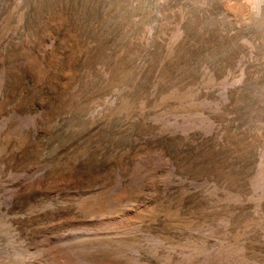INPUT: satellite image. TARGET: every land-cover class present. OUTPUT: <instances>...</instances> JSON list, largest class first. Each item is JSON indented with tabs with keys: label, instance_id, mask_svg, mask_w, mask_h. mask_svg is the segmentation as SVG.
I'll list each match as a JSON object with an SVG mask.
<instances>
[{
	"label": "rangeland",
	"instance_id": "374dc122",
	"mask_svg": "<svg viewBox=\"0 0 264 264\" xmlns=\"http://www.w3.org/2000/svg\"><path fill=\"white\" fill-rule=\"evenodd\" d=\"M0 256L264 264V0H0Z\"/></svg>",
	"mask_w": 264,
	"mask_h": 264
},
{
	"label": "bare ground",
	"instance_id": "6f19581e",
	"mask_svg": "<svg viewBox=\"0 0 264 264\" xmlns=\"http://www.w3.org/2000/svg\"><path fill=\"white\" fill-rule=\"evenodd\" d=\"M6 247H7V246H6ZM5 254L7 255V252H5ZM6 255H5V256H6ZM7 257H9V256H7ZM0 258H1V256H0ZM2 259H3V257H2ZM4 259H5V258H4ZM0 264H7V263L4 262V261H1V260H0Z\"/></svg>",
	"mask_w": 264,
	"mask_h": 264
}]
</instances>
